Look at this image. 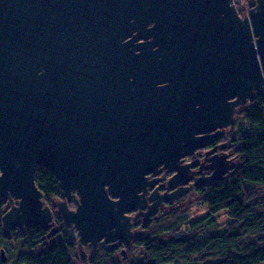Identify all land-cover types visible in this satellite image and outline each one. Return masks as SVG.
Returning <instances> with one entry per match:
<instances>
[{"label":"water","instance_id":"95a60500","mask_svg":"<svg viewBox=\"0 0 264 264\" xmlns=\"http://www.w3.org/2000/svg\"><path fill=\"white\" fill-rule=\"evenodd\" d=\"M249 7L241 16L233 0H0L4 233L58 232L36 184L40 164L59 182L57 208L84 264L85 247L131 244V212L158 213L164 198L146 197L159 181L148 174L164 166L179 185L170 199L186 195L183 158L234 123L264 83V0ZM212 167L210 183L231 165Z\"/></svg>","mask_w":264,"mask_h":264},{"label":"trees","instance_id":"16d2710c","mask_svg":"<svg viewBox=\"0 0 264 264\" xmlns=\"http://www.w3.org/2000/svg\"><path fill=\"white\" fill-rule=\"evenodd\" d=\"M249 100L235 135V168L226 180L212 182L202 190L209 215L186 222L178 214L166 227L159 218L142 219L145 232L125 245L131 252L136 250L135 254L119 260L116 249L99 243L89 264L264 263V86ZM35 180L52 209L58 232L48 237V231L38 226L16 228L6 235L2 218L9 203L0 195V250L8 253L7 261L0 259V264H76L78 239L57 209L59 182L44 164L37 167ZM69 205L74 206V199ZM221 211H227L231 223L219 230L202 228ZM41 246L46 249L38 251Z\"/></svg>","mask_w":264,"mask_h":264},{"label":"flooded vegetation","instance_id":"af4514ba","mask_svg":"<svg viewBox=\"0 0 264 264\" xmlns=\"http://www.w3.org/2000/svg\"><path fill=\"white\" fill-rule=\"evenodd\" d=\"M238 107L236 109V113ZM236 113H235V122L222 128L224 129L223 133H221L219 136L214 137L211 143L208 144L206 147L196 149L193 154H190L183 158L184 159L183 164L189 165L188 174L190 180L186 186H181V187L188 189V193L190 191H197V190L201 191L205 189L208 184H210V182H208L206 178L214 173L216 168L212 167L213 165L215 166L220 162L223 163V165L224 164L231 165L229 171L225 173V177L222 181L226 180L233 171V169L235 168L237 164V155L234 148L235 138H236L235 136L236 131L234 130V125L236 123ZM159 169L160 172L156 176H153L152 174H148L149 180L159 179V181L154 182L152 188H149L148 192L146 193V197L153 196L155 200H158L159 197H163L164 199L162 200V203L158 211L161 212L167 209L168 207H171L181 197L176 199H170V195L172 191H174V189H177V187H179V185L174 186L173 188L169 186L168 181L171 177L174 176V172H168V169L165 168L164 166H161ZM74 194L78 196L77 193ZM165 196L166 198L169 197V199H165ZM73 199L75 200L74 202L76 204V197L73 196ZM149 203H151V201ZM130 214L133 216V222H134L133 229H135L137 225V223L135 222L136 215L139 214L142 216H147V209H143V210L138 209L131 212ZM122 244L123 243L118 242V246L113 248L120 249V246ZM94 248H92V250ZM85 249L86 251L90 250L88 247H85ZM6 256L8 257L7 251H6Z\"/></svg>","mask_w":264,"mask_h":264},{"label":"rangeland","instance_id":"374dc122","mask_svg":"<svg viewBox=\"0 0 264 264\" xmlns=\"http://www.w3.org/2000/svg\"><path fill=\"white\" fill-rule=\"evenodd\" d=\"M236 7H237L241 16L247 15V13H246L247 11L245 9H242L240 7V5H236ZM249 103H250V100H248L246 104L238 107V115H236V123L234 125V130L236 132L238 130V125L241 122H243V117H242L243 109L247 105H249ZM74 197L77 198L78 196L74 194ZM203 197H204V194H203L202 190L201 191H198V190L197 191H190L186 195L182 196L179 200H177L171 207H168L167 209H165L161 212H158L155 215L142 216V215L137 214L135 217V222L137 223V225L135 227V236H137L139 234H143L145 232L143 225H141V222L143 220H145V218H152V217H154V219L159 218V221L160 220L165 221L163 225H164V227H166V226L170 225L171 220L178 214L181 215V217L184 216V221H186V222L196 221V220L207 217L209 215V209H208L207 204L204 202ZM60 199L61 198H59L58 200H60ZM75 205L76 204L74 202V206L72 205V207H75ZM231 221H232V219L229 216V214L227 213V211H221L218 214L213 215L211 220L209 219L208 221L204 222L202 224V228H204L205 230L206 229L219 230V229L224 228L229 223H231ZM154 227L158 228L156 226H154ZM184 227H186V226H183V228ZM72 234L76 239L79 238L77 231L75 229H73V227H72ZM101 244H103V243H101ZM103 245H107V244H103ZM108 246H110V245H108ZM43 249H46V246L39 247L38 251H42ZM94 249L93 250L92 249L87 250L88 251V258H90ZM128 249L129 248H126L125 245L122 244L120 246V249H116V257L119 260H123L124 257L128 253L130 255L135 254L136 250L131 252V250H128ZM76 264H84L83 262L80 261L79 256L76 259Z\"/></svg>","mask_w":264,"mask_h":264},{"label":"built area","instance_id":"2783aa9c","mask_svg":"<svg viewBox=\"0 0 264 264\" xmlns=\"http://www.w3.org/2000/svg\"><path fill=\"white\" fill-rule=\"evenodd\" d=\"M234 1V4L235 5H240V7L242 8V9H245L247 12V14H248V11H249V0H233ZM264 86V83H263V85H262V87Z\"/></svg>","mask_w":264,"mask_h":264}]
</instances>
